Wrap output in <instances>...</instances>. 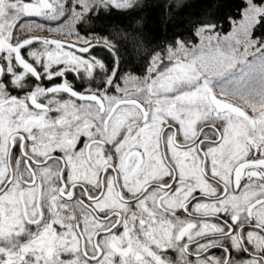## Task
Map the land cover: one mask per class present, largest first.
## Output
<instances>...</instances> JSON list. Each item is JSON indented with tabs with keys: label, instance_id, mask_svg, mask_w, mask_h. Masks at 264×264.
I'll list each match as a JSON object with an SVG mask.
<instances>
[{
	"label": "snow or ice",
	"instance_id": "obj_1",
	"mask_svg": "<svg viewBox=\"0 0 264 264\" xmlns=\"http://www.w3.org/2000/svg\"><path fill=\"white\" fill-rule=\"evenodd\" d=\"M14 3L0 264H264V0ZM73 12L84 45L54 38Z\"/></svg>",
	"mask_w": 264,
	"mask_h": 264
},
{
	"label": "trees",
	"instance_id": "obj_2",
	"mask_svg": "<svg viewBox=\"0 0 264 264\" xmlns=\"http://www.w3.org/2000/svg\"><path fill=\"white\" fill-rule=\"evenodd\" d=\"M145 3L151 4L156 2V0H144ZM184 2L189 6L188 9L186 10V14H190L192 16L196 15H203L206 12H211L214 16L220 17L224 16L227 14L229 11V2L230 0H184ZM152 15L151 8L145 9V18L141 22V24L144 26L143 31H144V36L145 39H150L152 38V33L149 31V29L155 28V23L152 22L150 19ZM172 23L178 24L180 23V19L177 18ZM81 27L80 23L78 22L76 25V30L78 32V28ZM88 29L85 28V31ZM165 34L161 32V40L160 42H163V36ZM83 37V36H82ZM97 38V37H96ZM103 43H98V44H104ZM121 43H124L121 41ZM125 48H129L130 46L125 44ZM125 49L121 48V51L123 52Z\"/></svg>",
	"mask_w": 264,
	"mask_h": 264
},
{
	"label": "rangeland",
	"instance_id": "obj_3",
	"mask_svg": "<svg viewBox=\"0 0 264 264\" xmlns=\"http://www.w3.org/2000/svg\"><path fill=\"white\" fill-rule=\"evenodd\" d=\"M79 2H84L87 3L88 0H79ZM117 3L120 2V0H116ZM129 2H133V0H129ZM12 7V6H11ZM80 21V14L73 12L71 13V19H69L68 25L63 28V29H57L55 31L54 38L58 39V40H64L66 42L69 43H77L80 45H84L86 43H88V41H86L82 36H78V32L76 30V25L77 23ZM38 27V25H25L24 28L22 29V36H25L26 34H28L29 29H36ZM26 29V30H25ZM32 35H40V36H46L48 35V33L44 32V31H33L31 33ZM78 37V38H77ZM103 40L97 39L96 37H92V43H103Z\"/></svg>",
	"mask_w": 264,
	"mask_h": 264
},
{
	"label": "flooded vegetation",
	"instance_id": "obj_4",
	"mask_svg": "<svg viewBox=\"0 0 264 264\" xmlns=\"http://www.w3.org/2000/svg\"><path fill=\"white\" fill-rule=\"evenodd\" d=\"M57 2H59V0H57ZM20 15L21 13L16 10V4L14 3V0H0V24H7L16 19H19ZM17 31L20 32V35L23 32L22 29L18 27H17ZM24 37L25 36L21 35V38ZM243 182L244 181H242V183ZM4 246L5 245L0 244V247H4Z\"/></svg>",
	"mask_w": 264,
	"mask_h": 264
}]
</instances>
